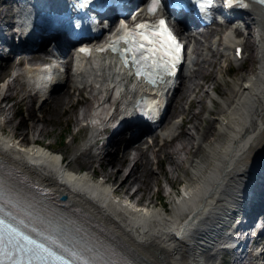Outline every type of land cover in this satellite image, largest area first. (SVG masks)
<instances>
[{"label":"bare ground","instance_id":"6f19581e","mask_svg":"<svg viewBox=\"0 0 264 264\" xmlns=\"http://www.w3.org/2000/svg\"><path fill=\"white\" fill-rule=\"evenodd\" d=\"M1 7L0 18L8 17L9 13ZM27 14L18 16L23 27H27ZM249 15L252 20L249 31L255 28L258 39L251 41L250 31L244 46L256 67L249 68L226 89L217 83L212 65L223 55L231 59V47L236 37L225 33L215 39L217 30L210 29L200 39H195L202 47L189 55L188 69L181 74L182 84L160 121L162 136L191 123L193 131L189 127L182 129L183 136L176 138V143L168 145L164 139L156 149L151 148L153 145L142 149L140 144L130 143L124 146L119 158H111L112 154L102 151L101 147L105 148L108 143H97L101 129L114 124L116 117L125 115L129 102L143 87L110 57L95 54L83 59L72 57L70 53L69 59L56 60L53 64L61 63V68H67L71 58L73 65L67 74L68 85L84 98L79 110H75L79 99L71 103L74 91L68 90L67 84L51 91L48 101L53 103L55 114L65 115L68 122L75 126L86 123L88 136L83 142L84 147L98 145L94 147V153L85 152L84 164L97 160L101 169L88 167L81 170L79 165L70 166L67 161L60 160L64 158L63 152L40 145L38 138L23 146L21 142L24 143L28 136L44 137L46 130L41 128L36 130L37 133L32 132L29 113L23 130L17 132L10 128L15 111L10 117L0 119V167L17 180L26 178L48 186L61 202L92 222L98 233L145 264H208L216 260L214 253L205 256L206 249L223 236L226 222L239 214L241 208L245 209L243 204L247 194L261 193L258 206L262 208L260 210L264 209V192L257 186L264 178V14L255 8ZM212 35L215 36L213 45L217 43V48L210 51ZM36 58L38 64L16 69L12 84L2 85L0 117L12 109V105L5 104L8 99L16 97V104L20 105L35 98V87L47 90L54 82L58 87L59 80L52 77L55 67L51 66L49 70L39 66L42 61H51L47 53L43 51L26 62L32 64ZM229 70L219 67L216 73L227 74ZM24 84L28 89L22 88ZM11 89L15 90L14 94L9 93ZM213 94L224 97L217 106V118L210 120L203 117L200 110L192 111L196 103H203L205 96L213 100ZM187 98H190L187 115L182 116L180 126L177 123L166 126L167 119ZM94 101L96 106L92 109L97 112L88 121L87 103ZM105 104L109 107L102 112ZM70 141H74L73 136ZM151 156L158 162L165 160L175 171L188 164V180L181 185L178 194L172 179L165 177L170 191L160 184L150 167ZM160 173L163 174V170ZM149 180L157 187L153 193ZM131 184L135 187L132 192L129 190ZM139 192L145 193L146 201L137 197ZM158 192L173 200L170 210L159 202Z\"/></svg>","mask_w":264,"mask_h":264},{"label":"rangeland","instance_id":"374dc122","mask_svg":"<svg viewBox=\"0 0 264 264\" xmlns=\"http://www.w3.org/2000/svg\"><path fill=\"white\" fill-rule=\"evenodd\" d=\"M4 23L8 22L9 18L3 17ZM246 32V30H245ZM223 32L220 34L222 35ZM252 39V38H251ZM251 41H254L253 39ZM245 50V49H244ZM245 54H247L245 52ZM38 55V54H37ZM27 57V58H26ZM26 59H34V54L26 56ZM37 57V56H36ZM24 60L19 61L17 64L16 61H9L5 67L0 68V90L2 88L3 84H12V75L14 74V68L22 66ZM221 67V69H230L229 73L225 74H219L216 73L218 68ZM256 63L253 61V59L250 56L246 55V58L242 62H238L234 65L230 64L226 58H219L217 62H215L212 65V69L215 71L214 76L216 77L217 83H219L221 88H225L229 84H233L234 81H236L240 76L243 74H246L249 71V68H255ZM23 89H28V86L26 84L22 85ZM68 90H73V96L71 97V103L76 102L77 98L79 99V104L77 103L75 105V110L78 111L80 104L82 100L84 99L83 96H78L77 91L68 88ZM25 91V90H23ZM10 94H14L15 90H12L9 92ZM193 97V96H192ZM190 98H187L183 102V106L179 109H176L173 111L172 115L167 119L166 126H168L171 123H177V126L180 124V119L182 116L186 117V109L188 107V102ZM224 97L220 95L213 94V100H210L209 97L205 96L203 99L202 104L196 103L194 107H192V111H201V114L203 117H206L207 119L214 120L217 118L218 114L217 106L220 105L223 101ZM34 97L29 101L25 100L22 104L18 105L16 104L17 98L13 97L5 101V104L12 105L11 111L6 112L3 116L0 117L2 119L4 116L10 117L12 112H16L11 116V123L10 128H14L15 131H19L22 128H25V122L27 120L26 116H28V113L32 116V121L29 122V124L32 127V132H36V130H39L41 128H44L46 130L44 137H37L35 136H28L24 141V143L21 142L23 146H26L29 142V140L33 138H38V143L42 146H47L50 150L55 151V149L60 150V152H63L64 160L67 161L70 166L79 165L81 166V170L87 169L88 167H92L93 169L100 170L101 168L98 166L97 160H91L90 164H84L85 161V152H88L89 150H84L83 142L86 140L88 136V130L86 127H83L85 122H81V124L75 126L74 123L68 122L67 117L65 115L55 114V109L52 108L53 103H50L49 101L42 103L40 105H35ZM88 109L95 113V110L92 109L93 104L91 102L87 103ZM28 107V109L26 108ZM97 112V111H96ZM189 117V115L187 116ZM89 120H92L91 118ZM192 121V120H191ZM180 126V125H179ZM215 126V125H214ZM189 127L191 131H193L191 127V123L187 122L186 124L178 127L173 132L163 136L160 133L159 137L157 138H150L147 141L142 142L139 146L142 149H146V147H150L153 149H156L161 145L163 140L168 141V145L171 143H176V138H181L182 135V129ZM9 128V129H10ZM80 128V129H79ZM79 129V130H78ZM23 130V129H22ZM158 131V130H157ZM159 132V131H158ZM196 132V131H195ZM37 133V132H36ZM74 137V141H70V139ZM212 137L209 139L211 140ZM196 143V141H193ZM208 143V141H207ZM205 145V143H203ZM190 147V145H189ZM102 151H107L106 147H101ZM109 149V148H108ZM113 150V148H111ZM123 150L119 149L115 153H110L113 157H120ZM108 153V151H107ZM204 153V151H203ZM118 163V162H117ZM119 164V163H118ZM151 169L153 170V173L158 177V180L160 184H162L165 188V190H169V185L165 181V177L172 179L174 181V190L178 194L180 192L181 185L188 180V174H189V166L188 164L185 165V168L175 171L170 165L167 164L165 160H162L161 162H158L157 158H154L151 156ZM163 170V174L160 172ZM126 170L124 169V172ZM152 180V179H151ZM149 180V186L151 188L150 192L153 193L156 191L157 187L154 185V181ZM130 192L134 191L133 185L129 186ZM137 197H141L143 201H146V195L144 192H139L137 194ZM158 199L159 202H162L165 207L169 209L170 205L173 204V200L171 198H168L164 195L163 192H158ZM210 251H206L205 256L209 254Z\"/></svg>","mask_w":264,"mask_h":264},{"label":"snow or ice","instance_id":"6c2138e0","mask_svg":"<svg viewBox=\"0 0 264 264\" xmlns=\"http://www.w3.org/2000/svg\"><path fill=\"white\" fill-rule=\"evenodd\" d=\"M158 8V0H153L152 6H150L149 11L154 12ZM160 26H163V31H159L158 26H152L153 28L157 29V35L155 40H149L150 44H156L159 45L160 49L164 50L165 55L172 54L175 55L179 52L180 46L176 42L175 37L172 36V33L169 31V29L166 27L165 21H160ZM137 27L145 28L146 25H139ZM171 41V43H169ZM144 45L140 44V48H143ZM178 58V57H177ZM164 59V56H161V60ZM154 82V81H153Z\"/></svg>","mask_w":264,"mask_h":264}]
</instances>
